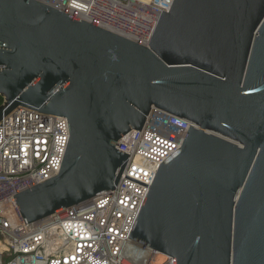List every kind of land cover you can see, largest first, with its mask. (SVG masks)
Masks as SVG:
<instances>
[{
    "label": "water",
    "instance_id": "obj_1",
    "mask_svg": "<svg viewBox=\"0 0 264 264\" xmlns=\"http://www.w3.org/2000/svg\"><path fill=\"white\" fill-rule=\"evenodd\" d=\"M0 121L68 118L59 175L15 196L27 223L116 189V144L153 108L186 118L130 238L174 264H264V0H174L148 46L37 0H0Z\"/></svg>",
    "mask_w": 264,
    "mask_h": 264
},
{
    "label": "built area",
    "instance_id": "obj_2",
    "mask_svg": "<svg viewBox=\"0 0 264 264\" xmlns=\"http://www.w3.org/2000/svg\"><path fill=\"white\" fill-rule=\"evenodd\" d=\"M148 46L174 0H37ZM6 98L0 96V107ZM190 120L153 108L141 130L116 144L129 154L116 189L27 223L16 194L59 175L70 139L68 118L18 106L0 121V264H174L131 232L161 163L178 151ZM163 258L160 261V258Z\"/></svg>",
    "mask_w": 264,
    "mask_h": 264
},
{
    "label": "bare ground",
    "instance_id": "obj_3",
    "mask_svg": "<svg viewBox=\"0 0 264 264\" xmlns=\"http://www.w3.org/2000/svg\"><path fill=\"white\" fill-rule=\"evenodd\" d=\"M162 259H163V258L161 257V258H160V261H161Z\"/></svg>",
    "mask_w": 264,
    "mask_h": 264
}]
</instances>
